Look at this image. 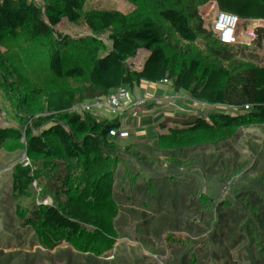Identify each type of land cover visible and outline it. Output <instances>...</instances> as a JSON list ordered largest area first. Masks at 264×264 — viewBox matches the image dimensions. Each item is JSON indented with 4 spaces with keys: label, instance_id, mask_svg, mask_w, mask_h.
Segmentation results:
<instances>
[{
    "label": "trees",
    "instance_id": "16d2710c",
    "mask_svg": "<svg viewBox=\"0 0 264 264\" xmlns=\"http://www.w3.org/2000/svg\"><path fill=\"white\" fill-rule=\"evenodd\" d=\"M3 1L14 3L9 24L17 29L27 57L23 66L13 68L19 84L0 100V124L5 130L4 136L0 134V176L15 208L42 214L11 221L0 217V264H73L82 258L85 246L40 244L34 237L69 228L82 218L94 219L104 211L120 214L123 210L162 234V242L180 235L192 240L172 241L168 247L150 244L143 254L134 255L128 245L118 255L119 264H127L123 260L198 263L204 256L226 254L230 234L264 216V52L246 63L235 61L223 67L221 53L212 60L187 39L177 40L164 13L176 0H118L135 35V46L124 39L118 17L97 0ZM192 2L200 14L217 3L225 4L244 23L262 26L264 0ZM79 25L119 37L117 51L89 45L87 52L91 65L102 74L96 91L105 95L119 91L130 99L142 95L139 109L147 112L138 119L135 134L124 131L119 138L112 136L108 125L71 97L72 85L59 75L55 55L69 47L68 30ZM152 80L161 82L160 93L156 87L147 89ZM59 112L98 140L92 144L45 141ZM98 114L109 122L119 118L118 108L107 103H99ZM169 130L177 133L179 142L196 145L201 153H243L228 193L221 194L215 179L184 175L174 161L164 158L158 135ZM23 148L46 155L51 164L33 167L21 162L18 156ZM64 162L70 163L69 175ZM162 166L175 168L167 185L156 184L153 178ZM136 167L141 172L132 176ZM102 180L110 184L101 200L94 199L90 192ZM207 235L212 239L207 241Z\"/></svg>",
    "mask_w": 264,
    "mask_h": 264
},
{
    "label": "rangeland",
    "instance_id": "374dc122",
    "mask_svg": "<svg viewBox=\"0 0 264 264\" xmlns=\"http://www.w3.org/2000/svg\"><path fill=\"white\" fill-rule=\"evenodd\" d=\"M97 1L103 8L108 9L110 13L118 17L120 25L123 29L124 39L130 45L135 46V35L128 24L127 18L124 15L119 1ZM165 9L166 10L164 13L166 23L171 27L175 38L177 40L187 39L190 45L203 50L205 54L212 60L217 57L218 53H221L223 67H226L229 63H234L235 61L246 63V61L251 56L259 58L261 55H263L264 18L262 21V26L260 28L255 27L244 23L243 17L239 14L234 15L227 5L218 3L207 12L200 14L192 0H176L173 5L167 6ZM3 24V26H5L7 23ZM235 26H239V28L234 32L232 29ZM68 33L72 35V37L69 38V47L55 55V65L59 75L65 76L72 85L73 89L71 92L73 95L69 92L71 97L86 107L87 110L90 111V113L101 123L108 125V132H110L112 136L115 135L116 138H119L118 133H122L124 131L135 134V127H140V121L138 119L141 118L142 112H147V109H144L143 107L142 110L139 109V104L142 101V95L135 94V99H130L119 91L108 95L101 94L100 92L96 91V85L99 83L98 78L102 74H99L96 68L91 65L90 54L87 52V47L89 45H95L104 50L117 51L119 48V37H117L115 33L110 34L106 31H101L85 25H79V27L74 30H68ZM70 45H74L77 50L73 51V47ZM118 56L120 57L121 53H119ZM120 74L122 76L128 75L127 73ZM143 81L146 82L147 79L144 77ZM18 82L19 78L16 74L2 82L0 84V100L4 98L8 90H12V88L14 89ZM148 85L149 87H147V89H154L156 87L155 92L160 93L159 89H161V82L159 80H152V82ZM143 88H146L145 84L143 85L142 89ZM99 103L112 104L117 107L119 110L118 120L115 122H109L102 118L98 114ZM132 120L136 121L133 126L130 125ZM127 123H129L128 126H126ZM4 131V128L0 124V134L2 136L5 134ZM143 132L147 133V129L143 128ZM55 139L79 140L86 144H92L98 140L94 134L85 130L81 126L67 122L64 112L58 113L55 126L46 134L45 137V141L47 142ZM158 139L164 158L167 159L169 163H172L173 154L179 142L177 133L171 130L161 132L158 135ZM242 157L243 153H230L223 150H212L207 152L203 151L199 158L201 172L200 175H207L211 177V179H215L217 186L220 188L221 194H226L230 190L232 181L235 177V173ZM18 159L21 162L29 164L33 167H43L51 164L46 155L31 154L26 148H23L22 153L18 156ZM220 160H223L224 164L221 163L223 167L219 171V174L215 175L214 173ZM69 164V162H64L62 164V167L65 169L68 175L69 171L67 169ZM169 167L170 169H166L165 166H162L158 173L153 176L156 184L167 185L169 175L175 170L173 166ZM131 171L132 176L141 172L137 167L132 168ZM128 182H133L132 177H128ZM107 188V182L102 180L99 182L97 188L91 190V196L94 199L101 200L103 198L104 191H106ZM123 211L121 214L128 215L123 213ZM39 214H42V212L39 210L29 212L27 210H18L15 208L9 201L6 181L0 176L1 218L11 221L23 217L28 218L31 215L37 216ZM128 216L134 220L132 213H130ZM88 222L90 225H92L90 220H88ZM128 228L131 236L128 237L129 241L127 244L132 246L134 249L131 252L132 255L136 253L143 254L144 250L148 248L150 244H158L160 246L168 247L169 243L172 241L185 243L191 242L186 237H171L165 239V241L162 242L164 240L163 235L156 232L155 236H153L154 232L151 231L148 233L150 237L139 235L140 231L143 229L142 224L134 223ZM246 228L237 229L230 234L231 245L226 254L204 256L199 258L198 263L192 261L193 263L189 264H264V250L258 246L259 242L264 241V239L261 238L260 240H256L254 242L251 241V239L243 240V236L246 235ZM152 230L155 231L154 229ZM116 231L119 232L118 230ZM51 232H47L46 234H50ZM142 233L144 234V232ZM124 235L125 234L122 236ZM98 241L100 242V240ZM251 242H253V244ZM127 249L128 246L125 247L123 252ZM88 254L89 252L87 251L86 255ZM96 254L98 253L92 252L93 258L96 256H101L100 259L102 260L100 262L107 263L106 261H108V264H115V262H111V259H108L107 255H103L106 257H102V255H100L101 253L98 255ZM86 255L82 258L86 261H90L91 257ZM79 261H75L73 264H77ZM128 261L129 260H123V262L127 264L129 263ZM96 262L93 264H96ZM166 264L188 263L182 260L170 261Z\"/></svg>",
    "mask_w": 264,
    "mask_h": 264
},
{
    "label": "built area",
    "instance_id": "2783aa9c",
    "mask_svg": "<svg viewBox=\"0 0 264 264\" xmlns=\"http://www.w3.org/2000/svg\"><path fill=\"white\" fill-rule=\"evenodd\" d=\"M6 41L8 50L7 53H4L2 46ZM26 57L27 55L25 49L20 45L17 38V29L11 24L6 25L5 28L0 32V82L11 78L14 75L13 68L23 66L26 62ZM201 154L202 153L198 147L192 144L179 142L173 154V161L182 174L198 175L201 174L199 165V158ZM123 213L129 215L131 212L124 210ZM75 222L69 228H59L53 230L50 234L38 235L34 237L33 241L40 244L45 241L60 242L62 240L80 243L85 234L92 231V227L88 220L84 218L76 220ZM245 231L246 235L243 236V240L251 239V241L254 242L256 240H260L261 238L264 239V217L258 216L255 218L245 229ZM106 233V229H101L95 234L97 236H103ZM188 239L190 241L192 240L190 238ZM205 239L209 241L212 239V236L207 235ZM229 239L231 240L230 236ZM253 242L251 243L253 244Z\"/></svg>",
    "mask_w": 264,
    "mask_h": 264
},
{
    "label": "crops",
    "instance_id": "0c3cea01",
    "mask_svg": "<svg viewBox=\"0 0 264 264\" xmlns=\"http://www.w3.org/2000/svg\"><path fill=\"white\" fill-rule=\"evenodd\" d=\"M13 5L14 3L11 1L0 2V32L2 31V29L5 28L6 25L9 24V15L13 8ZM3 23H7V24L3 26L4 25ZM2 49L4 53H7L8 50L7 41L4 42ZM2 82H0V84ZM105 182H107L109 186L110 183L106 180ZM86 220H90V219L87 218ZM90 221L92 223L91 225L92 231L87 232L80 243H74L73 241H69V240L60 241L63 246H67L69 248H77L79 246L81 247L85 246V248L82 250V254L83 256H85L88 251L89 254L86 256L91 257V260L86 261L83 258H81V260L77 264H93L96 261H97L96 264H108V261H106L107 263L100 262L102 260L100 259L101 256H96L99 253H101L100 255H102V257H106L103 255H107L108 259L109 260L111 259V262H115V264H119L120 260L118 255L121 252H123L126 246H128L127 244L129 241L128 237L130 236L128 227H131V225L134 223L142 224L143 229L142 231H140L139 235L149 236L148 233L150 231L154 232L153 236H155L156 234V232L152 230V228L148 225L147 222L145 221L136 222L132 220L128 215H124L121 213L112 214L110 212L104 211L101 215L96 216L94 219H91ZM101 229H106L107 233L103 236H97L95 233L100 231ZM116 230H118L119 232H117ZM142 232H144V234ZM123 234L125 235L122 236ZM96 237H98L99 239ZM179 237H184V236L180 235ZM98 240H100V242ZM92 252L98 253L95 255L96 256L95 258H93Z\"/></svg>",
    "mask_w": 264,
    "mask_h": 264
},
{
    "label": "water",
    "instance_id": "95a60500",
    "mask_svg": "<svg viewBox=\"0 0 264 264\" xmlns=\"http://www.w3.org/2000/svg\"><path fill=\"white\" fill-rule=\"evenodd\" d=\"M259 247H260L262 250H264V241H260V242H259Z\"/></svg>",
    "mask_w": 264,
    "mask_h": 264
}]
</instances>
